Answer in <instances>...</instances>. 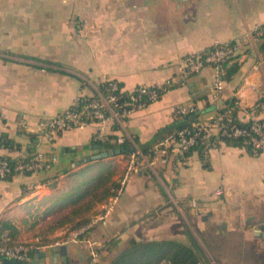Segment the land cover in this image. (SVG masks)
I'll return each instance as SVG.
<instances>
[{"label": "crops", "instance_id": "obj_1", "mask_svg": "<svg viewBox=\"0 0 264 264\" xmlns=\"http://www.w3.org/2000/svg\"><path fill=\"white\" fill-rule=\"evenodd\" d=\"M261 25L264 0H0V136L14 142L0 145V157H58L47 170L0 181V220L16 225L17 201L54 185L77 162L101 151L94 124L64 131L53 141L39 127L77 98L95 95L106 79L125 92L159 85L179 73L184 56L235 42L243 63L222 95L240 94L238 117L247 121L249 108L264 101V49L254 34ZM214 78V68L205 67L134 112L128 138L155 147L171 136L161 130L175 122L180 104L194 103L198 121H208L214 115L206 109L213 105ZM247 89L251 92L244 94ZM209 161L207 169L193 152L144 164L129 176L105 219L82 236L95 241L94 247L58 240L35 247L32 258L39 251L47 252L40 264H111L132 238L189 243L183 214L188 211L207 239V249L196 239L204 264H264V151L255 156L224 144L210 152ZM219 188L223 194L216 196ZM62 244L68 256L56 259L53 247Z\"/></svg>", "mask_w": 264, "mask_h": 264}, {"label": "built area", "instance_id": "obj_2", "mask_svg": "<svg viewBox=\"0 0 264 264\" xmlns=\"http://www.w3.org/2000/svg\"><path fill=\"white\" fill-rule=\"evenodd\" d=\"M258 34H264V25L255 28ZM238 43H219L213 49H207L184 56L180 62L179 73L164 83L154 86L139 85L133 91L128 92L126 97L120 95L124 92L119 83L114 79H106L101 82L97 93L93 96H81L77 98L70 107L57 115L46 119L40 124L39 132L47 140H55L61 133L88 124L96 126L95 141L105 142L109 136L119 132L115 141L119 144L130 139L137 151L130 155L131 163L121 180L117 195L110 200L104 214L94 219L88 226L76 230L69 237L63 239L65 242H87L94 247L96 242L84 239L85 232L110 213L117 198L123 192L127 179L139 164L153 165L157 158L166 161L170 156L175 159L184 158L185 153L191 149L202 148L206 155H210L213 149H218L226 144L227 140L241 139L243 148L251 146L255 154L264 151V101H259L249 108V119L244 121L238 117L241 107L240 94L234 93L224 98L222 93L226 88L224 63L231 57L237 55ZM211 66L215 70V78L210 87V97L215 107L214 115L206 122L196 121L191 126H186L176 134L161 141L153 149V157L145 159V154L138 149L134 140L126 135L127 124L134 112L147 107L150 103L159 100L169 89L183 85L187 79L205 67ZM247 82L245 81V84ZM243 87L240 89V91ZM181 115L193 114L198 111L194 103L180 104L176 108ZM250 123L249 127H242L239 123ZM140 158V161L137 158ZM58 161L55 155L35 153L21 157L14 166L10 159L0 157V181L5 180L11 174H33L49 169ZM223 194V189L215 191L216 196ZM193 206L197 202L193 200ZM35 246L23 242H14L9 229L0 224V264H4V258H10L32 264V252ZM96 259L98 252L96 248L91 251ZM155 264H168L165 262Z\"/></svg>", "mask_w": 264, "mask_h": 264}, {"label": "rangeland", "instance_id": "obj_3", "mask_svg": "<svg viewBox=\"0 0 264 264\" xmlns=\"http://www.w3.org/2000/svg\"><path fill=\"white\" fill-rule=\"evenodd\" d=\"M250 92L251 90L247 89L244 94ZM137 160L140 161V158ZM128 164L127 155L121 154L109 156L101 161H80L66 171L54 185L39 189L17 201L12 210V217L19 229L18 240L35 247L54 243L75 232V225L82 219H90L92 222L108 207L112 198L108 196V188L113 182L122 180L128 170ZM107 166L112 169L113 174L110 181L105 182L99 176L102 173L107 174ZM141 167L139 164V168ZM79 194L84 196L74 204L72 200ZM202 213L199 212L200 215ZM183 214L187 219L189 233L207 249V239L199 230L197 222L188 211H183ZM198 224H201L200 216Z\"/></svg>", "mask_w": 264, "mask_h": 264}, {"label": "trees", "instance_id": "obj_4", "mask_svg": "<svg viewBox=\"0 0 264 264\" xmlns=\"http://www.w3.org/2000/svg\"><path fill=\"white\" fill-rule=\"evenodd\" d=\"M254 34L262 39L261 47L264 49V34H258L254 32ZM235 43V42H232ZM213 49V46L208 48ZM239 58V53L237 55L229 58L224 63L225 73V80L230 81L232 77L240 70L243 61ZM128 92H122L120 95L126 97ZM213 105H208L206 109L211 110ZM238 112V110H237ZM201 112L198 110L193 114H186L181 115L177 112L175 122L172 123L171 126L161 130V132L166 131L174 135L180 129L191 126L194 122L199 120ZM242 127H249L250 123H239ZM117 138L116 134H112L109 136V139L105 142L95 141V144L101 145L104 150L109 151V156H116V155H131L132 153L137 151L134 143L130 139H126L124 143L119 144L115 141ZM136 143V139L134 140ZM227 145L231 146H238L243 147V143L241 139L237 140H227ZM0 145L3 146H13L14 142L6 135L0 136ZM122 147L126 148L125 153L122 152ZM138 149L142 151L143 154L148 155L149 158L153 157V149L150 145H137ZM246 149L253 155L255 154L254 149L251 146H247ZM193 152H197L200 156V159L203 162V166L209 169L210 166V155H206L202 148L191 149L187 153H185V157L191 156ZM260 152L259 154H261ZM258 154V155H259ZM102 159L92 160V161H101ZM11 165L14 166L16 164V160H10ZM89 162V161H86ZM108 172L105 175L104 173L100 174L99 178L103 181L108 182L111 179L113 174L112 169L107 166L106 167ZM14 174L9 175L6 180H11ZM120 182H113L111 187L108 188V196H115L117 195V189L120 187ZM84 194H79L76 199H73L72 202L75 204L81 200ZM91 222L90 219H82L75 225V229H81L86 227ZM0 224L3 228L9 229L12 235V239L14 242H20L18 240L19 229L16 225L11 223L10 221H3L0 220ZM189 238V243H185L175 239H161V240H138L136 238H132L129 240L128 245L112 260L111 264H155L160 262H165L168 264H204L207 262V258L199 245L196 239L193 237L191 233H187ZM50 244V243H47ZM46 245V244H43ZM42 246V245H39Z\"/></svg>", "mask_w": 264, "mask_h": 264}, {"label": "water", "instance_id": "obj_5", "mask_svg": "<svg viewBox=\"0 0 264 264\" xmlns=\"http://www.w3.org/2000/svg\"><path fill=\"white\" fill-rule=\"evenodd\" d=\"M213 108H215V107H213ZM96 148L101 149V151L99 153L94 154V155L87 156L85 159L82 160V162L98 160V159L109 157V154H110L109 151L104 150L101 145H96ZM121 150H122L123 153H125L126 148L122 147ZM79 163L80 162H77V164H79ZM262 236L264 237V234ZM53 250L55 252L56 259H57L58 256H62L64 258H67V256H68V246H67V244L56 245L55 247H53ZM46 256H47V252L36 251L34 253L33 258H32V264H40L41 263V258H44ZM3 262H4V264H23L20 261H17V260H14V259H10V258H4Z\"/></svg>", "mask_w": 264, "mask_h": 264}]
</instances>
